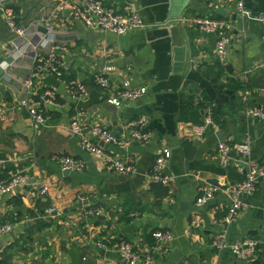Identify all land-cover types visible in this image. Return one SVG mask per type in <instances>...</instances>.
I'll use <instances>...</instances> for the list:
<instances>
[{
	"label": "crops",
	"instance_id": "obj_1",
	"mask_svg": "<svg viewBox=\"0 0 264 264\" xmlns=\"http://www.w3.org/2000/svg\"><path fill=\"white\" fill-rule=\"evenodd\" d=\"M102 1L122 14L138 13L147 28L118 36L88 29L72 20L70 9L55 11L51 0H7L19 24L30 30L31 42L44 37L47 28L52 30L65 75L62 80L48 75L34 80L31 104L48 121L47 128L37 131L28 111L17 106L26 96L23 82L35 52L9 71L0 67V112L14 119L0 126V159L7 161L0 176L9 180L19 171L30 179L0 198V222L13 225V231L0 238V264H127L118 251L123 242L152 253L153 264H264V247L249 260L212 248L214 235L223 229L231 240H264V180L254 195L243 197L236 221L224 224L231 206L227 191L245 177L234 161L222 166L217 150L222 141L249 139L253 157L264 166V120L248 116L249 109L264 111V68L258 69L264 65V23L239 16L240 0ZM243 1L255 15L264 13V0ZM207 16L232 24L225 67L215 55L218 35L194 24ZM0 38V63L13 60V34L1 15ZM110 59L117 87L130 81L133 88L147 89L142 99L114 105V111L107 107L110 96L93 81ZM70 80L87 86L85 99L67 92ZM44 90L52 91V105L41 99ZM210 110L213 124L199 137L195 128L204 124ZM143 114L151 120V140L147 145L131 143L127 126ZM75 119L88 128L93 141L96 126L125 141L126 146H101L136 172L115 173L82 150L70 131ZM163 149L170 152L165 173L174 181L169 187L150 177ZM56 155L84 160L86 168L65 173ZM43 186L49 187L48 194L39 193ZM207 186H218L220 192L200 206L197 199ZM50 209L56 210L54 216H49ZM195 216L202 220L199 228L192 227ZM165 230L174 238L167 252L157 251L153 234Z\"/></svg>",
	"mask_w": 264,
	"mask_h": 264
},
{
	"label": "built area",
	"instance_id": "obj_2",
	"mask_svg": "<svg viewBox=\"0 0 264 264\" xmlns=\"http://www.w3.org/2000/svg\"><path fill=\"white\" fill-rule=\"evenodd\" d=\"M55 5V11L66 13L67 9L71 10L70 17L72 20L78 21L90 30L112 33L118 36H125L139 29H146L147 26L141 16L136 12L122 14L113 7L107 6L102 0H51ZM236 10L239 16L248 20H257L264 23V13L255 15L252 10L248 9L243 0L238 1ZM0 15L4 18L5 24L13 34L10 46L13 51L11 61H2L0 67L4 71H9L11 67L23 59L29 52H35L33 66L29 75L25 78L23 86L26 90V96L19 101L17 106L28 111L29 117L33 122V127L37 131H42L48 127L47 117L42 110L31 104V96H34V80L39 75L53 76L57 80H62L65 71L60 60L58 52L60 47L55 46V35L52 30L47 28V33L37 43L30 41L31 32L24 28L18 22V16L14 11L8 9L7 0H0ZM194 24L198 29L205 33L217 34L219 39L215 50L216 59L219 65L225 67L227 65L229 47L233 41L232 24L224 20H216L211 17H198L194 20ZM2 41L0 38V49ZM264 68L260 65L258 69ZM114 71V61L109 60L105 69L97 73L94 78V84L104 93L110 96V102L116 107H121L128 102H134L142 99L147 93L146 87L133 88L130 81L123 82L117 87L112 81L111 73ZM247 74V72H246ZM66 90L79 100H83L88 96V88L85 84L70 80L66 84ZM249 93L247 92V95ZM44 103L52 105L54 103V95L52 91L44 90L41 96ZM250 118L264 120V111L261 108H253L248 110ZM14 119L10 114L0 112V126L6 122H12ZM150 117L146 114L139 116L137 119L128 124L131 131V143L147 145L152 137L150 130ZM213 124V113L210 110L204 124L195 128V133L202 137L206 128ZM70 131L81 141L82 150L87 152L91 157L102 161L106 167L120 175L130 176L136 172L133 165L128 164L121 158L108 154L101 144H115L126 146V142L120 140L112 131L103 127H94L91 133L97 137V141H93L88 136V128L82 124L79 119L72 121ZM218 156L221 165L228 167L232 161L240 173L245 177L244 181L236 187L227 191L231 206L224 218L226 226L232 225L243 207V197L254 195L259 184L264 180V166H262L252 153V145L249 139H245L239 143L220 142L218 147ZM170 152L163 149L159 153L152 173L151 180L162 186H171L174 179L165 172L169 163ZM54 160L59 163L65 172H82L86 168L84 160L75 159L68 156L56 155ZM7 161L0 159V168L6 165ZM29 177L22 172H16L9 180L0 176V198L14 193L18 188L29 184ZM49 187L43 186L39 193L41 195L48 194ZM220 192L218 186H207L202 189L197 199L200 206L207 205L213 201ZM84 200V199H83ZM82 200V201H83ZM49 216L56 214L55 209L49 210ZM201 218H192V227L199 228ZM13 231V225L9 222H0V238L10 234ZM174 235L171 231H157L153 234L156 244V250L167 252V245L173 240ZM102 246V245H100ZM264 247V240L247 238L242 240H231L227 233V229H223L216 233L212 240V248L216 253H231L236 259L249 260L255 258L259 250ZM121 259L127 264H153L154 257L152 253H143L130 243H121L118 248Z\"/></svg>",
	"mask_w": 264,
	"mask_h": 264
},
{
	"label": "water",
	"instance_id": "obj_3",
	"mask_svg": "<svg viewBox=\"0 0 264 264\" xmlns=\"http://www.w3.org/2000/svg\"><path fill=\"white\" fill-rule=\"evenodd\" d=\"M220 11V13H223L224 14V11L223 10H219ZM110 110H112V111H114L115 109H116V107L114 106V105H112V104H108V106H107ZM65 173H69L70 174V172L68 171V172H65Z\"/></svg>",
	"mask_w": 264,
	"mask_h": 264
},
{
	"label": "trees",
	"instance_id": "obj_4",
	"mask_svg": "<svg viewBox=\"0 0 264 264\" xmlns=\"http://www.w3.org/2000/svg\"><path fill=\"white\" fill-rule=\"evenodd\" d=\"M165 193L167 194V190H165Z\"/></svg>",
	"mask_w": 264,
	"mask_h": 264
}]
</instances>
